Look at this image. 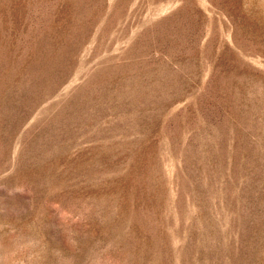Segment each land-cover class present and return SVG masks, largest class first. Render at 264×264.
<instances>
[{"label": "rangeland", "instance_id": "rangeland-1", "mask_svg": "<svg viewBox=\"0 0 264 264\" xmlns=\"http://www.w3.org/2000/svg\"><path fill=\"white\" fill-rule=\"evenodd\" d=\"M0 264H264V0H0Z\"/></svg>", "mask_w": 264, "mask_h": 264}]
</instances>
